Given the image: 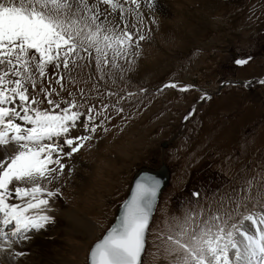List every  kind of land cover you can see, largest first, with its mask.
<instances>
[{
  "label": "rangeland",
  "instance_id": "374dc122",
  "mask_svg": "<svg viewBox=\"0 0 264 264\" xmlns=\"http://www.w3.org/2000/svg\"><path fill=\"white\" fill-rule=\"evenodd\" d=\"M145 13L151 30L139 55L106 69L103 79L96 74L100 91L127 97L119 101L124 110L62 161L61 180L48 186L60 188L54 222L45 234L14 245L25 253L15 264H86L90 244L142 164L164 163L170 174L154 208L144 264H162L152 247L156 222L194 204L215 206L249 181L264 185V0H154ZM244 58L247 64L235 63ZM91 71L83 69L84 80ZM171 83L177 88L166 87ZM74 217L81 220L76 233L67 225Z\"/></svg>",
  "mask_w": 264,
  "mask_h": 264
},
{
  "label": "snow or ice",
  "instance_id": "6c2138e0",
  "mask_svg": "<svg viewBox=\"0 0 264 264\" xmlns=\"http://www.w3.org/2000/svg\"><path fill=\"white\" fill-rule=\"evenodd\" d=\"M153 6L154 0H0V253H7L0 264H14L25 253L13 245L53 223L41 213L60 193L48 186L61 180L62 161L98 129L107 131L105 113L123 111L119 101L127 97L100 91L96 74L103 79L106 69L139 55L151 30L145 9ZM84 68L92 70L87 80ZM113 95L115 102L106 99ZM82 116L87 123H78ZM159 186L152 177L136 184L119 224L90 249L89 264H144ZM155 241L162 264H264V185L249 181L215 206L194 204L163 218Z\"/></svg>",
  "mask_w": 264,
  "mask_h": 264
},
{
  "label": "water",
  "instance_id": "95a60500",
  "mask_svg": "<svg viewBox=\"0 0 264 264\" xmlns=\"http://www.w3.org/2000/svg\"><path fill=\"white\" fill-rule=\"evenodd\" d=\"M168 176H169V172H168V169L166 167V165L164 164H160L158 167L156 168H148V167H139L135 172L134 174L132 175V178H131V181H130V184H129V187L127 189V192L125 194V197L123 198V200L119 203V205L117 206L116 210H115V213H114V216L111 220V222L109 223V225L105 228V230L103 231V233L101 234V236L94 240L90 247H89V250H88V253H87V262L86 264H89V252H90V249L93 247V245L98 242L105 234L106 232L111 228V227H114L116 225L119 224L120 222V218L123 216L124 214V211H125V208H124V205L131 200L132 198V195L134 194L135 192V189H136V184L138 182H142L144 181L146 178L148 177H152V178H155L156 180L159 181V191H158V194H157V197L154 201V206H155V203L157 201V198L160 194V191L162 190V188L164 187V185L166 184L167 180H168Z\"/></svg>",
  "mask_w": 264,
  "mask_h": 264
},
{
  "label": "bare ground",
  "instance_id": "6f19581e",
  "mask_svg": "<svg viewBox=\"0 0 264 264\" xmlns=\"http://www.w3.org/2000/svg\"><path fill=\"white\" fill-rule=\"evenodd\" d=\"M19 123H21V124H23V122H20L19 121ZM77 133L76 132H73V134L72 135H76ZM59 141L60 142H62L63 143V138H58L57 139V142L59 143ZM81 151V150H80ZM80 151L78 152V153H80ZM76 154V153H75ZM52 201H56L55 202V204L53 205V204H51V202ZM57 199L55 200V199H53V200H50V207L48 208V209H46V210H44V212L43 213H41V214H47V215H50L51 213H50V211H53V210H56L57 209V207H56V205H57ZM11 202H16V203H20V201H16V200H14V201H11ZM63 211V210H62ZM61 211V212H62ZM65 216H66V219H68L69 217L66 215V214H64ZM51 216V215H50ZM62 216V215H61ZM74 219H75V222L74 223H71V222H68V224L67 225H69V231L70 232H73V233H76L77 232V229L79 228V226H80V219H77V218H75L74 217ZM69 220V219H68ZM54 222V221H53ZM52 224V223H51ZM51 224L50 225H48L47 227H46V230L45 231H43V230H41L40 232H36L35 234H34V236H33V238L34 237H36L37 235H43V234H45L47 231H49V227L51 226ZM18 246V245H17ZM13 248H14V245H13ZM14 249H16V248H14ZM17 250V249H16ZM0 255H2V256H0L1 258H0V261H2L3 259H4V256H6L7 255V253H0ZM21 259V258H20ZM46 259V258H45ZM15 264V263H14ZM57 264V263H56Z\"/></svg>",
  "mask_w": 264,
  "mask_h": 264
}]
</instances>
